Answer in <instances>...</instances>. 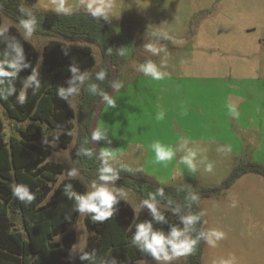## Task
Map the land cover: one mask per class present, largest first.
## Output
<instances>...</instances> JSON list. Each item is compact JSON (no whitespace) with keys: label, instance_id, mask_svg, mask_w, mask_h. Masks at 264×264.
I'll return each mask as SVG.
<instances>
[{"label":"rangeland","instance_id":"374dc122","mask_svg":"<svg viewBox=\"0 0 264 264\" xmlns=\"http://www.w3.org/2000/svg\"><path fill=\"white\" fill-rule=\"evenodd\" d=\"M22 1L31 9L55 12L49 0ZM68 4L78 11L77 0H68ZM0 14L2 28L14 23ZM112 17L126 54L120 57L119 71L113 66L116 78L119 75L115 82L122 85L111 96L116 107H107L105 101L97 119L103 137L99 149L108 148L116 156L110 163L163 185L198 189L220 186L236 166L264 164V0H116ZM154 32L167 33L177 43L154 36ZM30 41L42 55L48 38L33 34ZM148 43L164 51L154 56L144 49ZM93 48L98 67L102 57L99 49ZM147 60L164 73L161 80L137 71ZM162 63L166 67H160ZM79 103L75 96L77 116L69 147L50 143L55 150L49 159L65 167L55 186L68 179V171L75 168L71 155L80 124ZM229 106L235 107L238 118L229 114ZM160 113L162 120L157 119ZM6 124L4 136L15 127H27L30 120H7ZM184 140L187 146L180 144ZM154 141L177 149L167 167L154 163L150 148ZM218 148L225 151L218 152ZM189 150L197 153L199 170L195 175L178 163ZM202 160L214 164L212 173L204 171ZM78 173L77 179L87 187L90 182ZM115 187L127 192L126 201L133 208L139 205L142 199L133 190L118 180ZM199 205L205 213L206 230L225 234L215 248L205 244L202 264H264V175L244 173L229 188L201 199ZM85 217L79 216L69 226L77 235V247L69 256L72 262L86 247L89 232ZM16 222L22 226L19 217ZM185 263L186 257L172 262ZM136 264L156 261L145 258Z\"/></svg>","mask_w":264,"mask_h":264},{"label":"trees","instance_id":"16d2710c","mask_svg":"<svg viewBox=\"0 0 264 264\" xmlns=\"http://www.w3.org/2000/svg\"><path fill=\"white\" fill-rule=\"evenodd\" d=\"M21 3L37 19L34 34L48 38L42 55L30 40L23 39V34L16 25L22 15L18 12ZM0 13L14 22L8 27L9 31L0 35V61L15 58L16 52L12 47L16 42L12 37L15 36L25 49L24 62H31L32 65L19 73L16 94L7 101L0 100L8 117L17 122L30 120L27 127L19 128L18 134L12 135L5 142L2 137L5 123L0 115V264H112L113 259L117 264H136L141 259L150 258L131 245V237L135 232V224L151 220V216L145 209L135 217L132 205L121 200L117 212L105 223L93 224L90 216L85 217V226L89 232L86 247L72 262L69 256L77 235L69 226L76 223L79 214L73 211L75 199H69L63 190L68 183H72L74 191L78 193L86 192L87 187L77 178L65 179L55 186L57 176L64 172L65 167L61 162L49 159L55 150L50 143L56 142L62 148H67L74 140V119L77 112L73 98L78 96L80 124L72 150V162L86 181L91 182L97 178L100 164L97 156L100 149L92 145L91 120L97 103L102 100L99 93L109 94L119 78V75L116 78L113 66L120 70L121 56L118 50L123 44L115 30V19L111 16V23L97 21L83 10L74 11L71 16H63L52 11L31 9L22 0H0ZM2 23L3 17L0 14V28ZM94 46L99 49L102 57L98 67ZM62 48L68 49V55L64 54ZM109 48L112 49L110 56L107 54ZM5 53L8 55L5 56ZM74 64L81 73L86 74V78L83 85L78 82L79 94L65 101L58 98L57 90L60 86L69 87L68 81L73 75L71 66ZM33 68L39 69L41 88L33 95L35 86L29 87L27 102L20 106L16 103V96L23 87V80L31 75ZM102 70L105 71L106 78L99 81L96 76ZM91 85L97 88L95 94L89 90ZM44 125H47L46 130H43ZM56 136L59 138L56 139ZM85 149L93 151L91 159L77 155ZM112 165L119 171L118 181L123 187L133 190L141 199L146 198L148 193L163 188L166 199L160 200L158 197L159 203L162 206H180L184 214L190 211L184 200L188 191L197 193L201 200L229 188L244 173L264 175V164L250 162L242 167H234L229 178L220 186L198 189L188 185H163L152 178L133 171H121L120 166ZM14 183L27 185L35 194V201L25 205L15 199L11 192V185ZM161 210L164 211L163 207ZM191 211L199 213L202 210L200 205L193 204ZM164 214L168 224L179 223L178 218L170 211H164ZM69 216L70 221L66 219ZM17 217L22 221L20 227L16 222ZM154 227L165 232L169 230L168 225L154 223ZM201 227L206 230L204 217L196 225L197 230ZM204 246L203 241L199 242L194 254L186 257L185 264H202ZM83 252L92 255L93 259L81 261Z\"/></svg>","mask_w":264,"mask_h":264},{"label":"clouds","instance_id":"9594fccd","mask_svg":"<svg viewBox=\"0 0 264 264\" xmlns=\"http://www.w3.org/2000/svg\"><path fill=\"white\" fill-rule=\"evenodd\" d=\"M116 0H77L76 10L83 9L86 15L90 16L94 20L112 22V11L115 7ZM49 4L57 14L63 16L73 15V7L68 4V0H49ZM18 12L22 15L19 17L18 27L23 31V39L25 41L30 40L36 31L37 19L33 13L21 3L18 7ZM27 17V18H24ZM6 31H9L7 26L0 28V35H4ZM154 36H161L163 39L171 40L173 44L177 41L170 37L167 33H152ZM12 40L16 41L12 46L16 52V56L13 60L0 61V100L7 101L10 97L16 94L17 87L16 81L19 79V73L23 68L32 67L31 62L25 63V49L21 42L17 40L15 36ZM145 51L151 53L154 56H158L164 49H158L152 44H144ZM65 55H68V49L62 48ZM107 54H112V49L109 48ZM119 56H125V49L122 47L118 50ZM8 53H5V56ZM160 67H166L163 63ZM137 71L141 72L145 76H150L154 80H161L164 73L160 71V68L152 61L147 60L144 63L139 64ZM72 78L69 79V87L65 88L60 86L57 90V96L59 99L69 101V98L79 94L78 82L83 85L86 74L80 72L77 65L71 66ZM106 78L105 71H100L96 79L103 81ZM23 87L19 91V95L16 96V103L20 106H24L27 102V89L33 85V95H35L41 88V79L38 68H33L31 75L27 76L23 80ZM122 87L121 84H114V91H119ZM89 90L92 93L97 92L95 85H91ZM102 101H106V106L110 108L116 107V101L107 93L100 92ZM70 106L71 103L69 102ZM229 114L234 118L239 117V113L235 107L229 106ZM163 113L157 116V119L162 120ZM47 128V125H44ZM56 139L59 137L56 136ZM103 139L99 130L93 131L91 134V140L98 141ZM7 142V137H5ZM45 144L47 145V138L45 137ZM180 144L187 146L188 141L184 140ZM151 151L154 152L155 164H163L165 167L171 163L176 157L177 149L174 150L171 147L163 145L159 141H154L151 146ZM218 152H224L225 149L218 148ZM227 151L230 152V149ZM91 149H85L77 153V155L87 156L89 159L93 156ZM116 156L113 151L108 148H102L97 156L100 161L97 168V178L93 179L87 186L88 190L84 193H78L74 191L73 184L68 183L64 187V194L69 199H75V205L73 211L77 212L80 217L90 216L92 223H105L117 212V206L121 200H127V192L115 187L116 181L120 179L119 171H117L110 161H114ZM179 164L186 166L190 174L195 175L199 166L197 163V153L193 150H189L184 155L180 156L178 160ZM203 163L204 171L212 173L214 170V164L211 162L200 161ZM121 171L131 172L132 169L121 165ZM137 171H143L138 169ZM79 175L78 170L73 168L68 171L67 176L69 180H74ZM12 196L19 200L22 204H32L36 196L25 184H12L11 185ZM160 200L166 199L165 191L163 188L156 189L155 192L148 193L147 197L142 199L137 207L133 208L135 217L142 209H147L151 220L143 221L135 224V232L131 237V245L138 248V250L145 255L149 256L152 260L156 261V264H172L173 261L181 258L188 257L194 254L195 248L199 242L203 241L207 246L215 248L217 243L225 239V234L222 231L211 229L205 230L201 227L197 230L196 225L201 222L202 217L205 215L203 211L199 213H193L191 211L192 205H199L200 197L197 193L188 191L184 200L189 208V212L184 214L181 211V207H169L167 204L161 205L157 198ZM236 206V202L233 201L232 207ZM170 211L174 216L178 218V224H168V220L164 214V211ZM69 221L71 217H66ZM135 220V218H134ZM155 224L168 225L169 230L165 232L162 229L154 227ZM206 223V222H205ZM182 225V227L180 226ZM131 230V227H130ZM195 234V235H193ZM77 246L73 245L72 251ZM93 256L87 252H83L80 256L81 261L91 260ZM112 264H117L113 259Z\"/></svg>","mask_w":264,"mask_h":264},{"label":"water","instance_id":"95a60500","mask_svg":"<svg viewBox=\"0 0 264 264\" xmlns=\"http://www.w3.org/2000/svg\"><path fill=\"white\" fill-rule=\"evenodd\" d=\"M115 75H116V73H115ZM114 84H117V82H115ZM113 93H114V89H113V86H112V88H111V90H110L108 95L112 96ZM104 103H105V101H102V100L97 103L95 112H94L92 120H91V131L92 132L97 130V119L99 117V114L101 112V109H102V106H103ZM92 145L99 147V140L98 141L92 140Z\"/></svg>","mask_w":264,"mask_h":264},{"label":"crops","instance_id":"0c3cea01","mask_svg":"<svg viewBox=\"0 0 264 264\" xmlns=\"http://www.w3.org/2000/svg\"><path fill=\"white\" fill-rule=\"evenodd\" d=\"M1 105V104H0ZM0 115H1V117H2V119H3V121H4V123H5V128H4V130H3V133H2V137H3V139H4V141H5V137H7V141H9V139H10V137L12 136V135H17L18 134V129L15 127L14 129V131L12 132H10L8 135H6V136H4L5 134H6V121L7 120H10V121H12V122H14V123H17V121L16 120H14V119H11L10 117H8L7 115H6V113H5V109H4V107L2 106L1 108H0ZM43 130H46V128L44 127L43 128ZM141 212V211H140ZM139 212V213H140ZM76 259V258H75ZM149 259H151V258H149ZM74 262V261H73Z\"/></svg>","mask_w":264,"mask_h":264}]
</instances>
